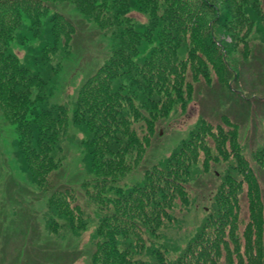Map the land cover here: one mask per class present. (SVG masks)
<instances>
[{
	"label": "trees",
	"instance_id": "1",
	"mask_svg": "<svg viewBox=\"0 0 264 264\" xmlns=\"http://www.w3.org/2000/svg\"><path fill=\"white\" fill-rule=\"evenodd\" d=\"M215 1L0 0V119L17 128L13 147L22 170L50 195V206L60 217L66 216V223L75 231L85 228V210L75 188L58 180L63 155L57 157L56 151L63 149L60 144L71 124L83 134L80 143L89 180L81 186L96 203L100 216L91 264H264L259 179L241 151L231 162L224 187L214 198L205 222L178 255L153 238L161 234L165 221L175 220L173 210L190 205V195L184 190L191 175L188 166L195 164L202 146L208 153L204 169L208 167L214 159L210 158L214 142L197 143L192 137L172 156L178 166L170 173L169 159L156 172L147 170L142 182L129 187L121 184L132 170L127 157L133 150L143 154L150 140L149 123L144 142L135 127L141 121L142 129L146 125L140 108L154 103V95L160 98L155 104L165 111L177 101L187 105L182 71L176 64L181 61L179 53L186 38L176 39L170 28L181 33L201 28L205 35L196 38L200 50L212 64L222 65V51H216L217 41L210 31L212 22L207 27L201 25L208 13L216 17L215 21L222 19ZM244 1L225 0L244 21L262 28L264 14L257 11L261 8H244ZM58 4H72L87 21L113 30L109 58L79 89L72 108L44 100L50 77L23 62L12 45L37 36L43 64L51 63L56 50L71 51L78 25L75 17L59 10ZM168 4L176 11L170 12ZM131 10L148 15L146 28L127 15ZM192 56L197 62L198 56ZM230 73L225 76L228 83ZM200 123L201 129H215L206 121ZM217 129L223 133V126ZM229 142L238 146L236 141ZM241 189L243 198L249 197V213H244V218L237 211Z\"/></svg>",
	"mask_w": 264,
	"mask_h": 264
},
{
	"label": "rangeland",
	"instance_id": "2",
	"mask_svg": "<svg viewBox=\"0 0 264 264\" xmlns=\"http://www.w3.org/2000/svg\"><path fill=\"white\" fill-rule=\"evenodd\" d=\"M215 2L222 19L215 21L216 17L208 13L201 25L207 27L212 22L210 31L217 41L216 51H222V65L212 64L200 50L196 38L205 35L201 28L188 29L183 33L170 28L176 39L182 41L183 37L186 38L179 53L181 61L176 64L182 71L187 105L177 101L165 111L155 104L160 98L154 95V103L147 102L140 108L147 119L146 125L142 129L144 122L141 121L135 127L144 142L142 138L150 124V140L143 154L133 150L127 157L132 170L121 182L127 187L142 182L147 170L156 172L169 159L170 173L178 166L172 162V156L192 137L197 139V143L214 142L210 157L214 159L208 167L204 169V156L208 153L202 146L195 164L188 166L191 175L184 190L190 195V205L182 207L178 201L181 209L172 211L175 220L165 221L166 227H162L161 234L153 238L163 248L165 244L167 251L170 249L174 255L186 248L205 222L214 198L224 187L237 151H241L259 179L264 214V33L260 32L264 25L262 28L250 25L234 13L225 0ZM242 5L252 11L261 8L257 11L264 14V0H245ZM58 8L65 15L75 17L73 20L78 25L71 51L56 50L57 53L51 54V63L43 64L37 36L27 41L22 38L25 43L14 41L12 45L23 62L50 77L51 84L44 100L48 104L72 108L79 89L109 58L113 30H103L87 21L72 4H58ZM168 10L176 11L170 4ZM127 15L139 23L138 26L145 24L146 28L149 23L148 15L136 10ZM192 54L198 56L197 62ZM231 71L228 83L225 76ZM202 120L215 129H201ZM2 121L0 119V264H91L95 250L93 239L100 216L96 203L89 199L81 186L89 180L80 143L83 134L75 131L71 124L60 144L63 149L56 151L57 157L63 155L62 166L57 172L58 180L75 188L85 210V228L75 231L71 224L66 223L67 217H60L50 206V195L22 170L13 147L18 137L17 128ZM219 125L223 126V133L217 129ZM230 140L236 141L238 146L234 147ZM219 144L225 147L226 152L221 151ZM243 193L241 189L238 196L240 206L237 211L241 218H244V213H249V197L243 198ZM57 221L60 226L56 225Z\"/></svg>",
	"mask_w": 264,
	"mask_h": 264
}]
</instances>
